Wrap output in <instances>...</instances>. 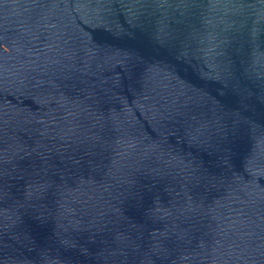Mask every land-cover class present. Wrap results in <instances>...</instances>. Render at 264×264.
<instances>
[{"label": "water", "instance_id": "1", "mask_svg": "<svg viewBox=\"0 0 264 264\" xmlns=\"http://www.w3.org/2000/svg\"><path fill=\"white\" fill-rule=\"evenodd\" d=\"M137 94L264 107V0H0V106Z\"/></svg>", "mask_w": 264, "mask_h": 264}]
</instances>
